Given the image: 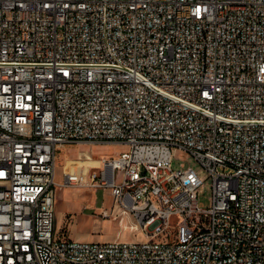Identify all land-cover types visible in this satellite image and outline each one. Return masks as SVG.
I'll use <instances>...</instances> for the list:
<instances>
[{"label":"built area","instance_id":"1","mask_svg":"<svg viewBox=\"0 0 264 264\" xmlns=\"http://www.w3.org/2000/svg\"><path fill=\"white\" fill-rule=\"evenodd\" d=\"M71 145L128 151L56 184ZM55 186L146 240L62 238ZM0 264H264V0H0Z\"/></svg>","mask_w":264,"mask_h":264},{"label":"rangeland","instance_id":"2","mask_svg":"<svg viewBox=\"0 0 264 264\" xmlns=\"http://www.w3.org/2000/svg\"><path fill=\"white\" fill-rule=\"evenodd\" d=\"M128 151L124 145L103 146H63L58 149L55 171V183L62 181V169L66 160L80 161L78 155H88L94 159L117 157ZM180 164L195 169L202 186L198 190V203L202 208L211 205L212 180L210 176L184 152L174 155L172 169L177 170ZM112 200L108 190H88L78 187H54L55 231L62 238H69L78 243H143L146 238L141 231L134 229L135 220L129 214L117 213L112 218L99 217L102 207L110 208ZM181 221L173 217L171 225Z\"/></svg>","mask_w":264,"mask_h":264},{"label":"bare ground","instance_id":"3","mask_svg":"<svg viewBox=\"0 0 264 264\" xmlns=\"http://www.w3.org/2000/svg\"><path fill=\"white\" fill-rule=\"evenodd\" d=\"M80 167V166H86L90 168H99V160L98 159H90V160H85V161H71V160H66L65 165L63 166V170H73L75 167L74 166Z\"/></svg>","mask_w":264,"mask_h":264},{"label":"crops","instance_id":"4","mask_svg":"<svg viewBox=\"0 0 264 264\" xmlns=\"http://www.w3.org/2000/svg\"><path fill=\"white\" fill-rule=\"evenodd\" d=\"M79 155H80V154H79ZM79 155H78V158H79ZM86 156H88V155H86ZM91 159H94V158L91 157ZM109 197H110L111 200H112V197L110 196V193H109ZM112 203H113V201H112ZM111 208H112V205H111L110 208H104V207H102L101 210H100V212H102L103 210H111ZM123 215H124V214H121V216H123Z\"/></svg>","mask_w":264,"mask_h":264}]
</instances>
